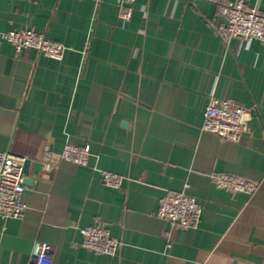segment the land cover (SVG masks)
<instances>
[{"label":"crops","instance_id":"1","mask_svg":"<svg viewBox=\"0 0 264 264\" xmlns=\"http://www.w3.org/2000/svg\"><path fill=\"white\" fill-rule=\"evenodd\" d=\"M235 1L136 0L124 22L118 0H0V151L28 158L29 181L24 217L0 219V264H34L37 242L53 264H264V45L218 36ZM248 2L264 14V0ZM25 29L62 43L64 59L2 39ZM214 98L246 108L240 142L201 131ZM67 144L89 146L87 167L61 159ZM215 174L258 188L233 193ZM185 189L202 219L172 229L157 213ZM98 223L121 242L116 256L80 247Z\"/></svg>","mask_w":264,"mask_h":264},{"label":"built area","instance_id":"2","mask_svg":"<svg viewBox=\"0 0 264 264\" xmlns=\"http://www.w3.org/2000/svg\"><path fill=\"white\" fill-rule=\"evenodd\" d=\"M101 3L103 0H96ZM136 0H118L119 17L128 22L132 19L133 7ZM223 22L217 26L218 36L224 40L239 39L250 45L258 41L264 45V14L249 6L248 0H237L220 7ZM2 39L11 43L16 50L33 48L39 53L56 60H63L67 51L59 42L50 39L46 34L34 29L10 30L2 34ZM246 108L231 100L211 99L205 108L202 132L212 133L221 139L240 142L244 132L243 117ZM89 146L80 148L67 144L62 153L63 161L82 167L89 165ZM28 158L10 152L0 151V219L20 220L24 217L27 205L23 200L25 192L24 166ZM46 172H52L57 164L51 159L48 147L40 159ZM103 182L118 189L122 185V177L115 173L102 172ZM217 187L230 192H243L252 195L257 185L230 174H215L211 176ZM189 185H186L188 189ZM170 192L161 201L157 216L170 227L181 230L195 229L201 222L203 206L199 199L188 193ZM83 241L81 248L91 250L97 254L116 256L121 249V242L113 238L104 225L98 223L81 230ZM49 245L37 242L31 254L34 264H53Z\"/></svg>","mask_w":264,"mask_h":264},{"label":"water","instance_id":"3","mask_svg":"<svg viewBox=\"0 0 264 264\" xmlns=\"http://www.w3.org/2000/svg\"><path fill=\"white\" fill-rule=\"evenodd\" d=\"M27 183H29V181H26V180H25V184H27Z\"/></svg>","mask_w":264,"mask_h":264}]
</instances>
